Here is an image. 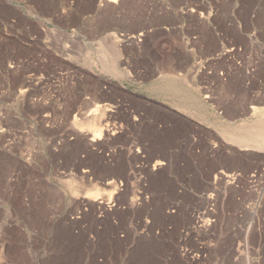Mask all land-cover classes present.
<instances>
[{
    "label": "rangeland",
    "instance_id": "1",
    "mask_svg": "<svg viewBox=\"0 0 264 264\" xmlns=\"http://www.w3.org/2000/svg\"><path fill=\"white\" fill-rule=\"evenodd\" d=\"M161 8L0 0V264H264V137L237 171L232 147L136 95L126 56Z\"/></svg>",
    "mask_w": 264,
    "mask_h": 264
},
{
    "label": "crops",
    "instance_id": "2",
    "mask_svg": "<svg viewBox=\"0 0 264 264\" xmlns=\"http://www.w3.org/2000/svg\"><path fill=\"white\" fill-rule=\"evenodd\" d=\"M150 1L162 8L147 11L152 20L135 29L136 52L126 56L136 61V84L148 85L147 92L136 89V95L202 132L204 140L232 147L237 171H243L252 153H263L252 148L263 145L264 137L260 0H248L247 6L234 0L228 10L214 0ZM103 76L125 87V78Z\"/></svg>",
    "mask_w": 264,
    "mask_h": 264
},
{
    "label": "bare ground",
    "instance_id": "3",
    "mask_svg": "<svg viewBox=\"0 0 264 264\" xmlns=\"http://www.w3.org/2000/svg\"><path fill=\"white\" fill-rule=\"evenodd\" d=\"M111 1V0H110ZM105 51H103V53H104ZM106 54V53H105ZM109 54V53H108ZM112 54V55H111ZM111 54H109L111 57H113V60H115L116 58H118V57H116V51H111ZM109 56V57H110ZM103 58V57H102ZM101 59V58H100ZM110 60H112V59H110ZM106 62H105V60H103V64L107 67V64H105ZM113 63V62H112ZM105 67V68H106ZM88 126V125H87ZM86 126V128H89V129H92V132L94 133L93 134V136H100L101 135V130H100V128L98 129L95 125V127H90L91 126V124H89V126L87 127ZM252 130V129H251ZM238 136H240V135H238ZM247 136V135H246ZM246 136H243V137H246ZM242 138V137H241ZM251 138V140L254 138V136H253V138L252 137H250ZM248 139V138H247ZM249 140V139H248ZM255 141V140H254ZM264 141V140H263ZM260 143V142H259ZM264 148V147H263ZM223 178V177H222ZM99 192V191H98ZM99 195V194H98ZM109 195H111V194H109ZM87 196H91V197H95V196H97V194H94L93 192H89V193H87ZM112 197V196H111ZM110 199V198H109Z\"/></svg>",
    "mask_w": 264,
    "mask_h": 264
}]
</instances>
